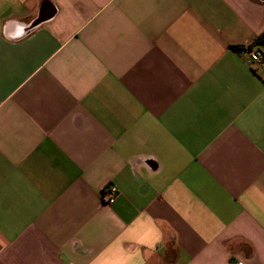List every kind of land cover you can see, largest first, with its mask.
Wrapping results in <instances>:
<instances>
[{
    "label": "crops",
    "instance_id": "0c3cea01",
    "mask_svg": "<svg viewBox=\"0 0 264 264\" xmlns=\"http://www.w3.org/2000/svg\"><path fill=\"white\" fill-rule=\"evenodd\" d=\"M263 30L264 0H0V264H264Z\"/></svg>",
    "mask_w": 264,
    "mask_h": 264
},
{
    "label": "built area",
    "instance_id": "2783aa9c",
    "mask_svg": "<svg viewBox=\"0 0 264 264\" xmlns=\"http://www.w3.org/2000/svg\"><path fill=\"white\" fill-rule=\"evenodd\" d=\"M248 51L250 52V64L253 67V69L258 68L260 64L263 63L264 59V52L260 49H250L248 48ZM115 185L109 184L102 194L104 202L108 204H113L116 202L118 196H119V190L117 189ZM243 264V263H239Z\"/></svg>",
    "mask_w": 264,
    "mask_h": 264
},
{
    "label": "trees",
    "instance_id": "16d2710c",
    "mask_svg": "<svg viewBox=\"0 0 264 264\" xmlns=\"http://www.w3.org/2000/svg\"><path fill=\"white\" fill-rule=\"evenodd\" d=\"M253 46H260L264 48V30L260 35L257 36L256 40H254ZM251 47L252 46H250L249 48Z\"/></svg>",
    "mask_w": 264,
    "mask_h": 264
}]
</instances>
